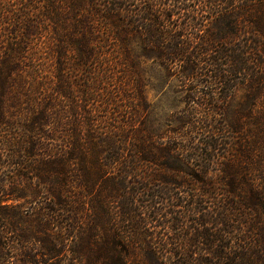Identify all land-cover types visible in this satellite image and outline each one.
Wrapping results in <instances>:
<instances>
[{"label": "trees", "instance_id": "1", "mask_svg": "<svg viewBox=\"0 0 264 264\" xmlns=\"http://www.w3.org/2000/svg\"><path fill=\"white\" fill-rule=\"evenodd\" d=\"M0 264H264V0H0Z\"/></svg>", "mask_w": 264, "mask_h": 264}, {"label": "rangeland", "instance_id": "2", "mask_svg": "<svg viewBox=\"0 0 264 264\" xmlns=\"http://www.w3.org/2000/svg\"><path fill=\"white\" fill-rule=\"evenodd\" d=\"M142 74L144 78L143 98L144 109L147 124L157 132L170 133L172 128L176 127V119L182 113V109L186 108L187 91L179 87V80L169 73L154 58L144 59L141 64ZM247 92V86L237 87L232 91L227 99L225 116H217L221 122L226 119L228 123H233L237 110L243 105V99ZM197 94H200L198 92ZM168 133V134H169ZM252 176L256 177L258 187L261 183L258 181L259 164L249 165ZM217 171H208L206 177L215 176ZM181 175V174H178ZM23 201V200H20ZM7 204H14L12 198L3 201Z\"/></svg>", "mask_w": 264, "mask_h": 264}]
</instances>
